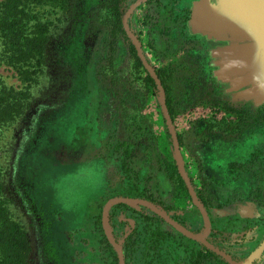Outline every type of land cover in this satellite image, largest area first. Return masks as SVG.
Here are the masks:
<instances>
[{"label": "rangeland", "instance_id": "374dc122", "mask_svg": "<svg viewBox=\"0 0 264 264\" xmlns=\"http://www.w3.org/2000/svg\"><path fill=\"white\" fill-rule=\"evenodd\" d=\"M113 1L33 6L48 26L45 64L24 112L0 124V198L29 236L31 264H119L103 223L105 204L118 196L158 203L198 234L210 227L207 240L232 261L264 263V250L256 254L264 241L263 110L227 100L206 74L204 37L184 21L190 11L182 6L194 0L141 3L127 19L129 33L115 29ZM135 1L119 3L122 18ZM137 45L164 81L170 121ZM0 81L27 85L4 61ZM253 153L254 172L243 171L254 185L230 168ZM173 165L206 210L245 203L255 217L208 226L186 181L170 177ZM109 219L126 264H231L144 206L112 207Z\"/></svg>", "mask_w": 264, "mask_h": 264}, {"label": "trees", "instance_id": "16d2710c", "mask_svg": "<svg viewBox=\"0 0 264 264\" xmlns=\"http://www.w3.org/2000/svg\"><path fill=\"white\" fill-rule=\"evenodd\" d=\"M48 1L55 2L61 7H64L67 2V0L0 1V61H4L17 69L21 79L27 83L23 90H16L5 86L4 83L0 81V124H2V122L16 120L24 112V104L27 102L28 98H30L29 87L32 82L36 81L38 74L42 70L43 64H45L48 26L46 22L37 15V13L33 12V6L38 4L43 5ZM121 1L122 0H114L111 6L115 17V29L124 32L122 25L124 9L119 5ZM148 2H156L160 8L166 6L161 0H149ZM170 12H172V10ZM183 12L184 14L186 13V11ZM188 18V14H186L184 19L185 23ZM157 73L159 74V71H157ZM159 76L161 77L160 74ZM148 80L153 86H156V82L150 75H148ZM162 82L164 84L163 80ZM167 105L171 112V105L168 100ZM256 159L257 154L253 153L250 159L246 162L230 163V168L233 171H253L251 167ZM173 166V174H171L170 177L175 176L176 180L185 185L183 176L178 172L176 165ZM2 187L3 184L0 178V194L2 192ZM118 205L132 204L118 202L117 204L114 203L111 208ZM137 205L148 208L141 203H138ZM111 208L109 210V216ZM239 210L238 203H230L212 209L207 208L211 221H213L214 218L224 219L235 216L238 214ZM176 220L183 227H187L179 219ZM109 221L110 219L107 221L108 227L119 245L117 237L110 227ZM212 242L215 241L213 240ZM220 247L223 248V245H220ZM31 250V241L26 230L19 222L12 218L7 207L3 204V201L0 198V264H31ZM209 253L215 257H219V255L212 249H209Z\"/></svg>", "mask_w": 264, "mask_h": 264}, {"label": "crops", "instance_id": "0c3cea01", "mask_svg": "<svg viewBox=\"0 0 264 264\" xmlns=\"http://www.w3.org/2000/svg\"><path fill=\"white\" fill-rule=\"evenodd\" d=\"M182 8L190 11L187 28L204 37L205 65L210 68L206 74L215 76L227 100L264 112V0H194ZM244 172L254 185V176L249 171L240 174ZM231 219L244 217L238 212L220 219V230Z\"/></svg>", "mask_w": 264, "mask_h": 264}, {"label": "water", "instance_id": "95a60500", "mask_svg": "<svg viewBox=\"0 0 264 264\" xmlns=\"http://www.w3.org/2000/svg\"><path fill=\"white\" fill-rule=\"evenodd\" d=\"M147 0H137L135 1L125 12L123 18H122V23L123 26L125 28V30L129 33V27L127 25V19L130 15V13L136 8L138 7L141 3L145 2ZM138 47V51L139 54L141 56V59L143 61V63L145 64L146 68L148 69V71L150 72V74L152 75V77L154 78L156 84L162 89V105H163V109H164V113H165V118L167 121H170V114H169V110H168V105H167V100H166V95L165 92L163 90V85H162V81L158 75V73L152 69L148 63L147 60L145 58V55L142 51V48L140 47V45H137ZM171 134L173 137V141H174V145H175V149H176V153L178 155V157L180 156V143H179V139L177 136V133L173 130H171ZM181 173L188 185V188L190 190V193L192 195V198L194 200V202L198 205L205 221L208 223V226L210 225V217L208 215V212L206 210V208L198 203L197 198H196V194L194 191V188L191 184V181L189 179V177L187 175L184 174V172L181 170ZM117 202H126L128 204H132V205H137L138 203H141L143 205H146L151 211H153L155 214H157L158 216L162 217L163 219H165L167 222H169L175 229H177L178 231H180L181 233H183L184 235H186L187 237L194 239L196 241L202 242L204 243L207 247H209L210 249H212L213 251L223 255V257H226V259H228V261L231 264H251L250 260H246L242 263H237L235 261H232L225 253L221 252L220 250H218L212 243H210L207 240V236L210 232V227L207 228V231L203 234H198L192 230H189L185 227H183L178 221H176L174 218H172L162 207H160L158 204L149 201L147 199L144 198H140V197H129V196H118V197H113L111 199H109L107 201V203L104 206L103 209V223H104V228L108 234V237L111 241V244L113 246V248L115 249L117 255H118V259H119V264H125V255H124V251L123 249L117 244L112 232L110 231L109 227H108V222H107V216H108V212L109 209L111 207V205L113 203H117ZM239 213L244 216V217H255L254 216V209L250 206H241ZM264 250V241L263 243L260 245V247L256 250V254H260L262 251Z\"/></svg>", "mask_w": 264, "mask_h": 264}]
</instances>
